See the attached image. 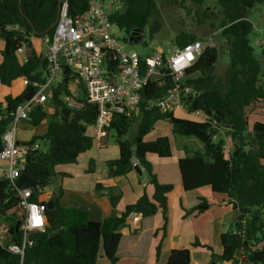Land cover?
<instances>
[{"label": "trees", "instance_id": "16d2710c", "mask_svg": "<svg viewBox=\"0 0 264 264\" xmlns=\"http://www.w3.org/2000/svg\"><path fill=\"white\" fill-rule=\"evenodd\" d=\"M191 1L196 5L204 2ZM263 2L216 0L221 11L218 28L229 59L227 90L221 91L215 82L217 48L204 49L195 65L187 71L185 81L194 91L188 97V113H202L203 121L161 113L156 107L149 106L166 94L171 85L169 76L163 86L150 82L142 90L137 112L131 117L122 114L113 117L107 131L114 133L118 158L106 163L108 176L127 175L134 169L136 159L137 165L147 173L152 188L151 196L143 193L118 217L92 221L83 210L61 206V187L51 193L46 191L50 188V177L55 175V166L75 164L81 155L93 148L94 138L87 133V128L94 125L98 113L97 106L86 99L80 83L81 95L72 98L68 82L75 77L69 73L51 86L46 105L36 106L29 119L22 121L31 128L46 126L42 135H34L23 142L38 143L39 148L25 158V166L13 183L0 180V225L7 231L6 241L0 244V264H96L100 257L109 264H117L121 229L128 224L132 213L143 218L162 215L164 224L154 233L156 238L161 232L154 248L157 261L166 237L168 196L174 189L172 184L158 181L148 159V156H156L166 160L173 156L168 136L146 140L160 121L171 125L172 139L181 136L201 145L196 149L188 145L177 148L183 152L177 160L183 192L207 188L212 194L226 196L227 204L237 214L235 227L220 235L219 254L214 255L210 245H202L197 239L191 247L210 252L213 259L209 264L236 262L240 254L246 264H264V248L258 247L264 237V165L261 163L264 161V121L249 124L250 113L254 114L257 108L264 109V38L259 44L260 56L257 58L250 40L253 25L248 16L251 9ZM67 3L72 17L88 8V0H67ZM117 5L109 19L123 31V41L128 43V37L135 29L148 26L156 9V0H117ZM57 15L58 0H0V39L3 41L0 84L11 88L22 80L27 81L18 95H6L0 102V150L2 136L13 121L10 112L31 99L39 86L47 81V61L35 49L33 40L52 36ZM7 27L12 29L7 30ZM148 29L153 35L159 31L160 24L154 21ZM196 40L201 41L194 35L177 32L173 44L183 46ZM21 46L26 48V62L17 54ZM65 96L81 102L82 106L69 108L63 100ZM47 107L54 109L48 118ZM135 121L138 123L135 139H124ZM23 189H29L28 200L44 204L45 211L43 229L29 233L21 255L10 251L8 246L23 245L24 210L20 204ZM198 202L185 211L184 217L203 214L212 205V201L201 196ZM165 264H192L190 250H170Z\"/></svg>", "mask_w": 264, "mask_h": 264}, {"label": "built area", "instance_id": "2783aa9c", "mask_svg": "<svg viewBox=\"0 0 264 264\" xmlns=\"http://www.w3.org/2000/svg\"><path fill=\"white\" fill-rule=\"evenodd\" d=\"M109 7L113 11L117 9V0H88L87 10L72 17L68 13L67 0L61 1L52 36L45 35L41 39L43 56L47 61V81L39 86L31 99L18 105L9 114L13 121L2 136L0 180L13 183L25 166V158L39 148L38 143L18 142L17 124L28 120L36 106L45 105L47 91L54 82L63 80L64 68L82 85L86 99L97 106L98 113L91 126L92 136L97 142L108 136L107 129L116 114L131 117L133 112H137L142 90L150 82L156 83L158 87L163 86L166 76L170 77V88L149 106L156 107L161 113H174L176 110L188 112V97L194 91L185 83L186 73L206 47H215V41L206 43L196 40L183 46L173 44L172 48L156 47L154 52L140 55L123 41L124 37L119 38L114 34V30L119 28L109 19L113 12L107 11ZM11 29L7 27V30ZM256 44L259 45V42ZM25 50V46H21L17 54L26 62ZM22 83L25 86L27 81L23 80ZM63 100L71 109L82 106L81 102L68 96ZM189 114L195 115L200 121L205 119L200 112ZM30 196L29 189L20 191V204L24 210L23 245L8 246L10 251L21 255L25 243H28L29 233L41 230L44 226V204L30 202ZM138 215H132V221H137ZM236 258V262L231 261L229 264H246L241 254Z\"/></svg>", "mask_w": 264, "mask_h": 264}, {"label": "crops", "instance_id": "0c3cea01", "mask_svg": "<svg viewBox=\"0 0 264 264\" xmlns=\"http://www.w3.org/2000/svg\"><path fill=\"white\" fill-rule=\"evenodd\" d=\"M23 88L24 86L21 87L20 92ZM46 112V118H48L49 115L53 114L54 109L47 107ZM45 127L43 125V127L31 128L25 123L19 122L16 130H27L31 133V136L29 138H17L18 142L23 143L34 135H42L45 132ZM90 134L92 135V129ZM104 139L102 138L99 142L94 140L93 144L98 155V164L93 160H89L88 170L85 173L83 172V175L86 176L88 174L91 176V182L88 178H85L83 182L76 185L72 180L64 178L68 181L64 184L62 179L59 182L55 174L57 185L63 189V196L60 200L61 206L83 210L88 213L90 220L97 222L102 221L108 216H120L125 207L133 204L143 193H146L148 196L152 195V188L148 183V175L142 168H140V173L133 169L124 176L115 178L108 176L106 163L118 158V148L108 146L106 140L103 141ZM182 155L183 152L177 150V154L174 155L173 153L171 159L160 160L156 156H148L153 165V172L155 168H160V171L156 174L158 181L163 184H172L174 189L170 194L176 193L172 199H169L168 196L166 237L162 242L158 260H155L154 248L158 240H160L159 236L161 232L156 238L154 237V233L164 224L162 215L159 213L147 218L138 215V220L132 221V215H134L132 213L129 216L128 224L121 229L122 236L116 253L118 257L117 264H159L161 258L163 259L161 262L165 264L169 251L179 248H188L191 258L193 252L205 250L191 247V243L195 239L202 245L208 244L214 247V239H219L220 242V235L223 233V218L231 213L232 218L236 220L237 214L227 204L228 198L224 195L212 194L207 188L202 189L208 190V196L202 189L197 190V201H195L193 207L198 204V197L201 196L212 201L210 209L200 215L191 214L184 217L185 211L192 207L189 209L184 208L182 203L184 200L182 198L179 199L178 205L175 201L177 197H187L181 187V177L177 166V160ZM167 166H170L171 169L168 170ZM161 168L167 171L166 174H161ZM86 180L88 181L85 184ZM52 190L51 188L46 189L49 193L53 192ZM100 254H103V252L101 251ZM207 254L210 255V252L207 251ZM191 263L193 264L192 258ZM96 264H109V262L104 261L100 257Z\"/></svg>", "mask_w": 264, "mask_h": 264}, {"label": "rangeland", "instance_id": "374dc122", "mask_svg": "<svg viewBox=\"0 0 264 264\" xmlns=\"http://www.w3.org/2000/svg\"><path fill=\"white\" fill-rule=\"evenodd\" d=\"M106 9L110 12L113 11V8L111 7ZM248 16L249 20L253 25V31L250 34L251 44L254 50V55L259 58L260 47L258 44H256V42H261L264 38V2L259 5H256L253 9H251L248 13ZM220 20L221 11L218 4L216 3V0H204L202 5H196L191 0H177L175 4L162 0H156V9L154 11V14L149 20L148 26L144 29L145 42L140 45H133L132 48L140 55H145L148 52H154L156 47L165 48L169 46L172 48L174 37L177 32H183L189 35H194L196 39H200L201 41L206 43H208V41L210 40L215 41L216 45L214 48H217L219 53L217 62L214 66L215 82L218 88L224 92L227 90L226 76L229 69V59L225 47V42L220 37V29L218 28ZM154 21L160 24V29L157 33L151 35L148 28L149 25ZM212 25H214L215 27H213ZM114 34H116L119 38H123L125 36L123 31H121L120 29H115ZM33 45L38 52L44 54L41 40L34 39ZM2 47L3 41L0 39V50L2 49ZM59 78L60 77H58V79ZM22 81L15 84L11 88L4 87L0 84V102L3 101V98L6 95H18V92H20L21 87L24 86ZM55 84L56 83L54 82L52 86H54ZM68 89L72 92V98L74 99L78 98L81 95L79 83L76 78H70L68 82ZM174 115L179 118L199 120L197 117H195V115L189 114L188 112H184V110H176L174 112ZM254 121H264V109L257 108L256 111H254V114L250 113L249 124H252V122ZM137 124V121L132 123L128 133L124 136V139L129 141H133L135 139ZM91 129V127L87 128L88 134L91 133ZM30 136L31 133H29L27 130H16L17 138H29ZM163 136H168L171 140L174 155L177 154V148H180L183 145H188L192 149H196V146H201L200 144H197L193 141H189L188 138L181 136H176V138L172 139L171 125L164 121L156 123L154 130L151 131L149 135H147L146 140H154L158 137ZM104 138L105 139L103 141L106 140V144L108 146L110 145L117 149V144L115 142L113 132H109L108 136ZM97 159L98 155L96 154L95 147H93L91 151L81 155L75 164L57 165L54 167V172L57 175L59 182H61L62 179L64 184L68 182L67 180H72L77 185L78 183L83 182L85 178H88V180L91 182V176L88 174H86L85 176L83 174L86 170H88L89 160H93L98 164ZM261 163L264 165V161H261ZM167 167L168 170L171 169L170 166ZM159 171L160 168H155L153 173L156 175ZM166 172L167 171H165L164 168H161L162 175L166 174ZM171 175H173V173H171ZM64 178H66L67 180ZM88 180H86L85 184ZM202 191L205 192L208 196L209 192L207 189H202ZM196 193L197 191L185 192V195H187V197L180 196L177 197L175 201L178 205L179 199L182 198V200H184V202L182 201L184 208H193V204L195 203V201H197ZM175 195L176 193L170 194L169 199L174 198ZM223 219V233L235 227L236 220L232 218L231 213L225 216ZM6 239V228L5 226L0 225V244L3 245ZM214 240L215 245L214 247H212V253L216 255L220 253V242L219 239ZM258 247L261 249L264 248V237L263 241L259 243ZM191 258L193 264H209L211 262V259H213L211 257V254H207L206 250H198L196 252H193ZM104 261L106 260L104 259ZM161 261H163L162 258L159 264H163ZM215 264L221 263L215 261Z\"/></svg>", "mask_w": 264, "mask_h": 264}, {"label": "water", "instance_id": "95a60500", "mask_svg": "<svg viewBox=\"0 0 264 264\" xmlns=\"http://www.w3.org/2000/svg\"><path fill=\"white\" fill-rule=\"evenodd\" d=\"M61 1L62 0H58V15H57V19L56 22L58 20L59 17V12L61 9ZM55 22V24H56ZM54 24V25H55ZM128 45L129 46H133V45H140L143 44L145 42V34H144V29L140 28V29H135L128 37ZM263 72V71H261ZM63 75L67 74V68H64L62 71ZM134 161L136 162V159H134ZM134 170L137 171L138 173H140V167L137 165V163L134 165ZM50 188H52L54 191L57 190L59 188V186L56 183V176L52 175L50 177Z\"/></svg>", "mask_w": 264, "mask_h": 264}]
</instances>
